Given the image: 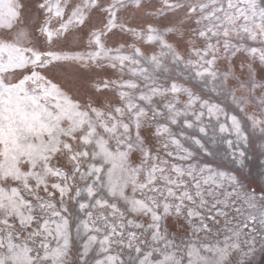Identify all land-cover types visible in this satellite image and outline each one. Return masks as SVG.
Returning a JSON list of instances; mask_svg holds the SVG:
<instances>
[{
  "label": "snow or ice",
  "instance_id": "6c2138e0",
  "mask_svg": "<svg viewBox=\"0 0 264 264\" xmlns=\"http://www.w3.org/2000/svg\"><path fill=\"white\" fill-rule=\"evenodd\" d=\"M0 264H264V0H0Z\"/></svg>",
  "mask_w": 264,
  "mask_h": 264
}]
</instances>
